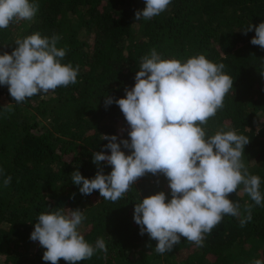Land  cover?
Listing matches in <instances>:
<instances>
[{
  "label": "trees",
  "instance_id": "16d2710c",
  "mask_svg": "<svg viewBox=\"0 0 264 264\" xmlns=\"http://www.w3.org/2000/svg\"><path fill=\"white\" fill-rule=\"evenodd\" d=\"M39 5L31 20L11 22L0 28V55L18 47L16 40L39 32L59 36L58 48L66 50L62 64L79 66L77 82L40 93L16 103L7 85H0V264H51L39 241L30 239L38 216L64 209L80 210L88 225L78 231L95 246L103 238L107 252L78 264H252L264 261V204L256 205L243 185L229 199L253 205L252 220L225 215L204 244L181 237L171 251H154L158 241L140 234L134 220L136 203L164 192L170 201L169 181L163 173H146L115 202L99 191L80 193L71 174L79 171L92 179L107 162L93 163V153L110 155L103 136L128 139L131 127L119 106H106L107 97H126L134 87L142 58L153 49L162 59L186 62L204 55L220 64L234 83L223 108L201 127L206 139L218 131L234 130L249 139L242 161L260 177L264 195V49L253 45V24L264 22V0H171L167 9L146 20H136L146 0H30ZM10 104V105H8ZM11 111H6V107ZM126 155L131 149L121 145ZM11 176V183L3 180ZM74 196V198H73ZM148 245H151L149 247ZM59 264H68L61 259Z\"/></svg>",
  "mask_w": 264,
  "mask_h": 264
},
{
  "label": "clouds",
  "instance_id": "9594fccd",
  "mask_svg": "<svg viewBox=\"0 0 264 264\" xmlns=\"http://www.w3.org/2000/svg\"><path fill=\"white\" fill-rule=\"evenodd\" d=\"M171 0H146V7L135 13L136 20H150L165 11ZM39 5L30 0H0V28L11 22L31 20ZM255 30L253 45L264 49V22L250 24L244 34ZM60 37H42L39 32L16 40L11 54L0 55V85H7L16 103L40 93L54 91L77 82L79 66L62 64L66 50L58 48ZM135 75L133 88L125 89L126 97H107L105 105L115 102L131 127L128 139L117 142V136H103L109 143L104 151L93 153V163L107 162L110 174L101 168L94 178H85L78 170L71 174L74 184L82 185L80 193L90 195L99 191L112 202L126 194L135 181L146 173H163L171 189V200L164 192L148 196L136 203L134 220L140 234L147 233L158 241L154 251L164 254L180 243L181 237L204 244L205 234L211 233L225 215L240 219L244 227L252 220L253 205L245 203L244 218L241 205L229 199L240 185L256 205L264 204L260 192V177L249 173L242 161L245 146L250 142L234 130L218 131L206 139L201 125L223 108V101L233 87V79L223 72V63L215 64L204 55L186 62L162 59L155 49L145 56ZM10 105V104H8ZM6 107V111H11ZM121 145L131 149L126 155ZM4 170L0 169V175ZM11 176L3 180L10 185ZM239 194V193H237ZM74 198V196H73ZM86 219L82 211L64 209L41 213L30 239L39 241L46 249L43 260L68 264L90 259L97 249L107 252L103 238L95 246L78 231ZM151 247V245H148ZM252 264H264L259 259Z\"/></svg>",
  "mask_w": 264,
  "mask_h": 264
},
{
  "label": "rangeland",
  "instance_id": "374dc122",
  "mask_svg": "<svg viewBox=\"0 0 264 264\" xmlns=\"http://www.w3.org/2000/svg\"><path fill=\"white\" fill-rule=\"evenodd\" d=\"M87 206V204L81 209V211H85V207ZM87 219H85L83 222H82V224L80 225V227L83 229L84 227H87L88 225H86L87 224V221H86Z\"/></svg>",
  "mask_w": 264,
  "mask_h": 264
}]
</instances>
